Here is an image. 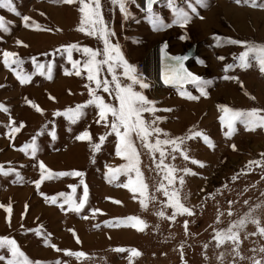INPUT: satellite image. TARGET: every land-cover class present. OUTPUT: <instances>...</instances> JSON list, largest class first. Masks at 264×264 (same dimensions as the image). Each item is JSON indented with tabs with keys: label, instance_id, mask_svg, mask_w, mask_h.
Masks as SVG:
<instances>
[{
	"label": "rangeland",
	"instance_id": "obj_1",
	"mask_svg": "<svg viewBox=\"0 0 264 264\" xmlns=\"http://www.w3.org/2000/svg\"><path fill=\"white\" fill-rule=\"evenodd\" d=\"M13 3L19 15L0 8V16L10 29H0V105L7 108H0V166L14 169L8 175L0 172V237L15 239L21 251V257L15 259L21 264L23 259L26 264H264V234L259 231L264 226V127L248 130L245 117H241L233 122V134L227 136L228 125L220 118L224 116L227 121L232 113L219 107L245 111L256 108L262 110L258 115L264 116V72L260 71L257 53H249L251 66L242 68L239 55L245 46L227 39L264 44V7H260L264 0H255V6L252 0H241L239 4L235 0H207V7L192 0L198 15L188 8L187 0H174L192 17L183 26L173 23L177 17L168 7V0H156L153 13L162 18L164 26L155 28L139 0L129 2L127 18L119 4L101 0L104 19L115 32L112 42H119L128 61L150 82L144 94L157 101L161 111L156 115L166 117L158 125L149 126H158L171 137L202 131L215 145L210 147L202 137L194 136L182 145L188 150L184 154L164 143L169 139L164 133L153 132L143 138L133 133L135 148L131 150L138 155L134 180L128 187L121 186L129 181L125 174L114 179L113 172L106 177V165L115 168L126 163L116 154L111 114L107 125L104 121L97 123L99 109L95 105L85 107V115L76 123L54 114L88 101L86 85L96 89L95 81L87 80V69L83 68L87 57L73 51V60H79L82 69L77 76L67 52L61 48L78 43L103 49L98 37L79 30L83 19L79 0L73 4L64 0ZM23 16L31 18L30 27L25 26ZM215 37L221 38L219 46ZM165 43L167 56L163 57L161 48ZM192 44H196L197 56L187 68L213 81L207 86V96L201 95L192 82L158 86L148 77V67L166 71V64H176L171 57ZM5 51L17 53L8 58L10 66L4 64ZM33 58L46 65L45 73L47 64H52L51 79L40 74ZM140 63L144 68L139 67ZM229 64L234 67L226 71ZM66 69L71 74H65ZM116 71L119 74L123 69ZM18 74L30 76V81L22 83ZM99 78L112 80L107 65L102 66ZM120 79L127 82L122 76ZM111 87L114 89V84ZM136 90H140L138 85ZM181 91L200 98L188 99L180 95ZM96 93L106 103L118 106L114 92L109 95L101 87ZM143 116L149 122L154 118L150 113ZM86 129L91 142L75 139ZM106 133L110 134L94 152L91 144ZM33 136L35 156L31 149L23 150ZM193 160L203 162V166ZM40 161L54 172L85 173V198L79 202L83 185L75 176H54L38 190L34 181L43 170ZM234 175L236 179L232 180ZM179 178H183V184ZM71 185H78L75 192ZM59 193L73 196L79 206ZM78 207L83 210H76ZM0 256L4 257L0 264L13 259L7 243L0 248Z\"/></svg>",
	"mask_w": 264,
	"mask_h": 264
},
{
	"label": "snow or ice",
	"instance_id": "obj_2",
	"mask_svg": "<svg viewBox=\"0 0 264 264\" xmlns=\"http://www.w3.org/2000/svg\"><path fill=\"white\" fill-rule=\"evenodd\" d=\"M67 4L76 3V0H64ZM112 4H119V9L121 13L127 18L130 13L128 11V4L129 2L135 3V0H111ZM237 4L241 2V0H235ZM81 7L79 11L83 14L82 25L80 27V31L85 32L89 36L98 37L103 43V49H93L89 46H83L78 43H69L67 45H62L61 48L64 52H67V58L69 61L72 62L73 68L75 69V75L80 76L82 69L80 67L79 60H73L72 53L73 51H79L84 54L87 59L83 64V68L87 69V80L89 82L95 81L96 89L103 87V91L112 95L114 92V97L118 100V106L110 103H106L103 96L97 95L96 89H93L90 84L86 85L88 87L90 99L83 104H77L74 108L69 107L65 109L63 112L57 111L54 113L55 115H64L66 116L72 123H76L82 116L85 115L84 108L88 105H95L98 109V117L97 123L104 121L107 125V118L108 114H111L112 121H111V132H114L117 137V146H116V154L122 157L126 163L121 164L118 167H111L107 166L108 172L106 173V177L109 178V174L115 172V176L112 177L114 179L118 178L119 174H125L129 177L128 183H125L121 186L128 187L134 180V176L132 173L135 172V157L138 155L137 152H133L131 149L135 148V143L133 139V133L136 136H140L141 138L145 136H151L153 132L156 133H164L165 137H169L164 141L165 144H172L174 146V150L180 151L184 154H187L185 147L186 140L193 138L194 136L202 137L204 142L207 143L210 147H214L213 141L202 131L193 132L190 131L189 135L187 136H176L171 137L164 129L159 128L158 126L153 128L150 127L149 124L158 125V122L166 119V117L157 116L156 112L161 111L156 107L157 101L149 99L145 94V89L150 87V82H146V78L140 74L135 65L130 63L128 59L125 57L121 45L117 41L113 43L111 38L115 36L114 29L109 26V24L105 21L102 11V4L101 0H79ZM147 8L146 11L150 14V20L155 28L157 25L164 26V22L162 18L153 13V5L156 3V0H146ZM188 8L191 9L193 13H197L196 7L193 5L192 0H187ZM253 5L255 6V0H252ZM196 5H200L202 7H207V0H195ZM168 7L171 9L174 16L177 17V20H174L173 23L179 22L181 25H186L192 19L189 12L184 9L183 7H178L174 0H168ZM260 7H264V5H260ZM0 8H6L9 11L19 13L16 10L15 4L13 0H0ZM198 15V13H197ZM23 22L26 27H30L29 21L31 18L29 16H23ZM87 25V27H85ZM40 27L39 25H36ZM171 26V25H167ZM0 29H3L5 32H9L10 29L6 27L5 18L0 16ZM215 39L219 41L220 37H215ZM230 43L237 44V45H244L245 50L241 52L239 55L240 60V67L247 68L250 67V63L248 62L249 53L256 52L257 53V60L259 62L260 71L264 72V44L255 45L249 44L247 41L237 40L232 38H227ZM18 44L23 43L22 41H17ZM167 44L161 48V53L163 57H166L167 54L165 53V49ZM4 64L6 66H10L9 64V57L17 56L15 52H4ZM103 56V59H97L98 56ZM171 59L178 61L176 64H166V71L163 73V80L165 84H175V85H183L187 82L195 83L200 91V94L203 96H207V86L211 85L213 81L211 79H205L198 75L191 73L184 65V61L188 59L186 56H175L171 57ZM219 59H224V57H219ZM17 64L22 63L20 60L14 61ZM33 63L36 64L37 70L40 72L41 75H46L48 79L52 78V64H47V73L44 72L46 65L44 63H37L35 58H33ZM107 65L108 72L112 74V80L109 81L107 78L101 80L99 78V73L102 70V66ZM234 67V65L229 64L226 65L225 70ZM122 68V73H117V69ZM15 71V69H13ZM65 74H71L67 69L65 70ZM126 78L127 82H122L120 77ZM18 77L21 79L22 83H27L30 81V76H20ZM226 79H238L235 77H225ZM114 84V89L111 85ZM139 86L140 90H136V86ZM180 95L186 96L188 99L197 100L199 96H193L191 93L187 91H181ZM254 99V97H253ZM225 112H231V118L225 121V117L221 116V121L226 122L228 125V132L225 133L227 136H231L235 131L234 128V121L236 119H240L241 117H245L244 123L246 125V129L254 130L255 127H264V116H259L258 113L262 111L261 109L253 108L251 110H238V109H229L225 105L219 106ZM0 108H3L4 111H7V108H4L3 105H0ZM163 111H171V109H162ZM143 113H150L154 118L149 122L145 120ZM17 129V128H16ZM123 129V131H121ZM70 130V129H69ZM110 133H106L105 135H101L99 138V142L92 143V149L94 152L100 150L102 143L106 139V136ZM53 138L55 139V133H52ZM77 140L81 141H92V137L90 132L86 129L81 132L79 135L75 137ZM233 149H235V145H232ZM31 149V155L35 156L37 153V144H36V137L33 136L30 143H26L23 146V150L27 152ZM264 156V154H262ZM175 159V157L173 158ZM92 162H95V158L93 156ZM193 163L199 164L201 167L203 166V162L193 160ZM39 165L42 166V171L40 172V178L34 181L37 189L39 190L40 185L45 181L53 178L54 176H75L80 177V184L83 185V192L82 196L79 198V202L81 199L85 198V191L88 190L87 184L84 182L83 177L85 173L79 170H71L67 172H54L53 170L47 168L43 161L39 162ZM14 171V169H7L4 170L3 166H0V172L4 175H8L9 172ZM46 173H51V175H46ZM192 175H196V173L191 172ZM17 176L19 177V173L17 172ZM181 184L184 183L183 178H179ZM236 176L232 177V180H235ZM111 182V181H109ZM227 185H225L226 187ZM71 187L75 189L78 185H71ZM42 196L47 197L45 193H41ZM59 196H64L66 199H73L77 206H79V202H77L73 196L69 197L68 194L59 193ZM89 196V191H88ZM53 200L57 201V197H52ZM229 203H232L229 201ZM86 205V203H85ZM84 205V207H85ZM8 207V206H7ZM27 207V206H26ZM63 207V204H61ZM259 207V205H257ZM76 210L82 211L83 207H78ZM95 211V210H94ZM190 215H194V212L188 210ZM252 209L249 210V214L251 213ZM258 223V221H257ZM187 224V221H185ZM43 227L42 225L40 226ZM234 227V225L230 226ZM215 231V230H214ZM261 234H264V226H261L259 229ZM38 234H41L39 229L37 230ZM50 235V234H49ZM214 239L216 237L214 236ZM7 243L9 248L12 252L13 259L8 260V264H21V262L17 261L16 257L20 256V249L13 238H9L7 236L0 237V248ZM219 246V245H218ZM59 250V249H57ZM63 251H70V250H63ZM264 251V249H262ZM4 257L0 256V260H3ZM22 264H26V262L22 261ZM36 264H40V262H36ZM60 264V261L57 262ZM256 264H259V261H256Z\"/></svg>",
	"mask_w": 264,
	"mask_h": 264
},
{
	"label": "bare ground",
	"instance_id": "obj_3",
	"mask_svg": "<svg viewBox=\"0 0 264 264\" xmlns=\"http://www.w3.org/2000/svg\"><path fill=\"white\" fill-rule=\"evenodd\" d=\"M139 3L142 8H147L146 0H139ZM152 55V54H151ZM162 55V53H161ZM156 56V55H155ZM152 61V60H151ZM153 62V61H152ZM164 62V61H163ZM155 65V64H154ZM148 66V65H147ZM156 67V66H155ZM148 77L152 80H154L155 83L158 84V86H162L164 84L163 80V73L165 72L162 68H159L158 70H152L151 67H148L147 69ZM174 85V84H171Z\"/></svg>",
	"mask_w": 264,
	"mask_h": 264
},
{
	"label": "water",
	"instance_id": "obj_4",
	"mask_svg": "<svg viewBox=\"0 0 264 264\" xmlns=\"http://www.w3.org/2000/svg\"><path fill=\"white\" fill-rule=\"evenodd\" d=\"M178 56H186V57H188V59H186L184 61V65L187 68V65L189 64V62L191 60H193L197 56V47H196V44H192L187 50H185L184 52L180 53ZM176 63H178V61H176ZM191 73H193V72H191Z\"/></svg>",
	"mask_w": 264,
	"mask_h": 264
},
{
	"label": "built area",
	"instance_id": "obj_5",
	"mask_svg": "<svg viewBox=\"0 0 264 264\" xmlns=\"http://www.w3.org/2000/svg\"><path fill=\"white\" fill-rule=\"evenodd\" d=\"M139 67H140V68H144V64H143V63H140V64H139Z\"/></svg>",
	"mask_w": 264,
	"mask_h": 264
}]
</instances>
